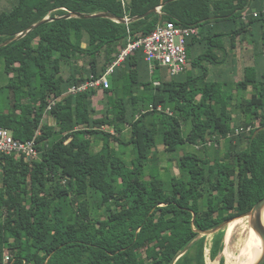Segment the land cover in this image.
<instances>
[{
  "label": "trees",
  "instance_id": "1",
  "mask_svg": "<svg viewBox=\"0 0 264 264\" xmlns=\"http://www.w3.org/2000/svg\"><path fill=\"white\" fill-rule=\"evenodd\" d=\"M101 13L131 22L65 18ZM166 23L198 29L183 73L157 66L151 80L137 49L109 89L69 93ZM239 44L255 58L240 79ZM256 53L264 0H16L0 11V130L36 138L39 152L0 154V264H206L210 234L216 260L226 224L264 199ZM231 60L211 81L205 64Z\"/></svg>",
  "mask_w": 264,
  "mask_h": 264
},
{
  "label": "built area",
  "instance_id": "2",
  "mask_svg": "<svg viewBox=\"0 0 264 264\" xmlns=\"http://www.w3.org/2000/svg\"><path fill=\"white\" fill-rule=\"evenodd\" d=\"M129 21V19H126ZM198 34L197 28H181L173 23H166L158 26L153 34L142 38L136 42L129 40L128 47L123 50L119 58L107 69L105 75L98 80H91L79 87L69 90L70 94L76 95L95 88H110V77L115 69L129 55H133L137 49H142L146 62L151 70L159 66L169 71L170 76H177L185 71L188 66L187 38ZM56 101L52 103L55 106ZM52 106L49 107L51 111ZM161 110V107L158 108ZM0 154L17 156H27L29 159L37 158L39 152L36 148V138L30 141H18L13 138L6 129L0 130ZM9 259L7 258L6 261Z\"/></svg>",
  "mask_w": 264,
  "mask_h": 264
},
{
  "label": "bare ground",
  "instance_id": "3",
  "mask_svg": "<svg viewBox=\"0 0 264 264\" xmlns=\"http://www.w3.org/2000/svg\"><path fill=\"white\" fill-rule=\"evenodd\" d=\"M259 223L264 228V211ZM257 226V215H246L227 224L225 248L224 251L222 250L225 264H251L254 254L253 264L259 260L263 251V241Z\"/></svg>",
  "mask_w": 264,
  "mask_h": 264
},
{
  "label": "rangeland",
  "instance_id": "4",
  "mask_svg": "<svg viewBox=\"0 0 264 264\" xmlns=\"http://www.w3.org/2000/svg\"><path fill=\"white\" fill-rule=\"evenodd\" d=\"M15 1L16 0H0V11L9 10L11 8L13 2L15 3ZM238 47L239 48L237 49V51H238V53L240 55L239 58H240L241 61L244 60V62H245L246 58H247V56H246L247 54L242 53L243 50H244L242 44L241 45L239 44ZM256 47L258 48L259 45H257ZM205 48H209V47L207 45H204V50H205ZM231 53L232 52H230V54ZM256 58H257L258 62H263L264 55H262V53H258ZM252 64H253V62L250 61V65H252ZM205 65L208 66V70H209V74H210V76H209L210 80L211 81H216V80H221L223 78H226L225 72H227L226 71L227 68L229 69L230 67H232L233 61L232 60L228 61L226 64H222V65H207V64H205ZM156 70L157 69L153 70V71H155L156 75H154V76H153V74L150 75L151 80H153L158 74H160V72L164 71V72L169 73V71L165 70V69H160L159 70L160 72L158 70L157 71ZM223 70H224V74L222 75L221 72ZM257 70L259 71V76H264V62H263V66L258 68ZM149 72H151V70H149ZM239 73H240V75H239ZM219 74H220V76H219ZM218 76H219V78H218ZM242 76H243V74L241 72H238L237 78L240 79ZM99 105H100V103L96 104V108L97 109H99ZM47 121L52 122V119L48 118ZM186 150H187V152H194V148L192 146H187ZM179 173H180V170H179V168L177 166L173 167L171 169V174L172 175H179ZM226 227H227V225H226ZM226 227H225L224 230H226ZM212 236H213L212 234L207 236V249H206V255H207V259L206 260H207V262H206V264H220V263L221 264H225V258L223 257V252L221 253V255L216 260H212L211 259L210 248H211V244H212ZM224 246H225V243H224Z\"/></svg>",
  "mask_w": 264,
  "mask_h": 264
},
{
  "label": "water",
  "instance_id": "5",
  "mask_svg": "<svg viewBox=\"0 0 264 264\" xmlns=\"http://www.w3.org/2000/svg\"><path fill=\"white\" fill-rule=\"evenodd\" d=\"M160 9V8H159ZM159 9H156L154 11H151L149 13H147L146 15L144 16H141V17H137L135 20H140V19H143V18H146L147 16L155 13V12H159L160 10ZM72 17H79V18H85V19H94V18H108V19H113L117 22H123V23H130L131 20L127 21V20H119L117 18H115L112 14L110 13H101V14H96V15H90V16H87V15H81V14H71L69 16H66L65 18L66 19H69V18H72ZM50 21L49 18H46L44 21H42L41 23H38L36 25H33L32 27H30L26 33L28 32H31L35 29H37L38 27H40L41 25L45 24V23H48ZM21 37V36H20ZM18 38L14 39V41L18 40ZM11 42H7L4 44V46H7L9 45ZM264 211V199H262L261 201H259L257 203V205L254 207V209L248 214V215H257V218H258V231H259V234L262 238V241H263V251H262V254L259 258V260L255 263V264H264V228L260 225L259 223V218L262 214V212ZM227 225V224H226ZM225 227V225H223L221 228Z\"/></svg>",
  "mask_w": 264,
  "mask_h": 264
},
{
  "label": "crops",
  "instance_id": "6",
  "mask_svg": "<svg viewBox=\"0 0 264 264\" xmlns=\"http://www.w3.org/2000/svg\"><path fill=\"white\" fill-rule=\"evenodd\" d=\"M242 53L247 54L246 55L247 56L246 61L244 62V60H242V61L240 60V58H239L240 55H239L238 51L235 54V58H236L235 60L237 61L236 63H237L238 72H241L244 75L245 68L250 67V66H254V59L255 58H253V54L252 53L249 54V52H245L244 50H243ZM250 61L253 62L252 65H250ZM239 75H240V73H239Z\"/></svg>",
  "mask_w": 264,
  "mask_h": 264
}]
</instances>
